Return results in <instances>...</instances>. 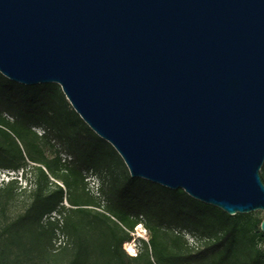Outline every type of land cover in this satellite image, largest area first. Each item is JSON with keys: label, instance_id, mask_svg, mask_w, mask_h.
<instances>
[{"label": "water", "instance_id": "obj_1", "mask_svg": "<svg viewBox=\"0 0 264 264\" xmlns=\"http://www.w3.org/2000/svg\"><path fill=\"white\" fill-rule=\"evenodd\" d=\"M0 73L59 85L131 177L264 213V0H0Z\"/></svg>", "mask_w": 264, "mask_h": 264}, {"label": "trees", "instance_id": "obj_2", "mask_svg": "<svg viewBox=\"0 0 264 264\" xmlns=\"http://www.w3.org/2000/svg\"><path fill=\"white\" fill-rule=\"evenodd\" d=\"M1 172L30 177L24 188L16 177L1 182L0 264H264L262 218L229 215L181 189L131 177L116 150L84 123L57 84L24 86L0 73ZM92 176L99 180L96 194L88 188ZM261 177L264 182V165ZM24 193L23 214L7 221L13 201ZM140 223L150 238L129 257L123 244ZM163 229L206 243L197 251L176 252L161 238ZM58 233L73 246L56 247Z\"/></svg>", "mask_w": 264, "mask_h": 264}, {"label": "rangeland", "instance_id": "obj_3", "mask_svg": "<svg viewBox=\"0 0 264 264\" xmlns=\"http://www.w3.org/2000/svg\"><path fill=\"white\" fill-rule=\"evenodd\" d=\"M36 131L39 134L42 133V130L39 128H37ZM63 157H66V156H63ZM121 160H122V158H121ZM123 163H124V161H123ZM124 165H125V163H124ZM125 167H126V165H125ZM88 176H91V174H88ZM15 177L18 179L19 185H22L23 188L29 186V183L26 180V177H30V174L23 176L20 173L14 174L13 172H10V173L9 172H1L0 173V186L2 185L1 182L3 180L5 182H7L8 180L14 179ZM98 186H99V180L97 179V177H93V176L90 177L88 188L91 190V192L96 194L98 191ZM27 198H28L27 194L24 193L23 195L17 197L13 201L12 206L10 208V211L8 212L7 221L15 219L18 215L23 214L24 209L27 206V202H28ZM65 205L67 207H69V205L67 203H65ZM253 213L255 214V216L259 217L260 219L264 218V213L262 211H256ZM74 219L78 220L79 217H75ZM117 230L121 232V230L119 228H117ZM129 235L132 237V239L129 242H126L123 244V249L129 257L136 256L142 250L143 243L141 240L148 241L150 238V232L148 231V229L146 228L144 223H140L134 227L133 231ZM160 235H161V238L163 239V241L167 244V247L173 251H176V252H179V251H183V252L197 251L198 249H202V247H204V245L206 243L205 242L206 239L205 240H198L197 237H194L193 235L189 234L188 232L181 231L179 229L177 231L176 230L172 231V230H168V229H163L161 231ZM54 243H55L56 247H58L60 245H65V243H69L70 246H73V240L67 236L60 234V233L57 234V238H56ZM260 246L264 247L263 244H260ZM246 256H247V251L242 250V252L240 254L241 259H246ZM127 260L129 261V259H127ZM38 262H39V264H48L47 262L40 261V260H35L29 264L38 263ZM130 264H136V263L131 262ZM198 264H200V263H198Z\"/></svg>", "mask_w": 264, "mask_h": 264}]
</instances>
